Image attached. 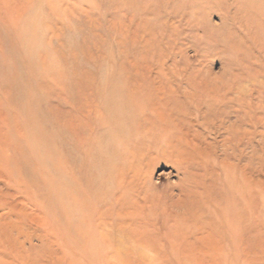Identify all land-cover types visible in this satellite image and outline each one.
<instances>
[{
	"label": "rangeland",
	"instance_id": "obj_1",
	"mask_svg": "<svg viewBox=\"0 0 264 264\" xmlns=\"http://www.w3.org/2000/svg\"><path fill=\"white\" fill-rule=\"evenodd\" d=\"M1 189L0 264H264V0H0Z\"/></svg>",
	"mask_w": 264,
	"mask_h": 264
},
{
	"label": "bare ground",
	"instance_id": "obj_2",
	"mask_svg": "<svg viewBox=\"0 0 264 264\" xmlns=\"http://www.w3.org/2000/svg\"><path fill=\"white\" fill-rule=\"evenodd\" d=\"M155 163V162H154ZM139 165H141V164H131V166H130V170H132V172H131V174H130V178H129V181H130V183H133V185L134 186H137V188H139L138 187V185L140 186V190H144L145 192L146 191H148L147 189H145L146 188V181H143L142 180V178H140L139 177V172L141 171L140 170V166ZM122 174V173H121ZM7 179H4V182H6V184H8L7 183ZM148 187V186H147ZM236 192H240V191H235L234 193H236ZM240 195L243 197V199H247V196H246V192H244V190L243 191H241V193H240ZM9 197H10V194L7 192V191H4L3 189H1L0 190V209H2V208H6L7 206H9L10 205V202L8 201L9 200ZM151 200H154V197L152 196V199ZM242 200V199H241ZM189 202V201H188ZM150 204V203H149ZM192 204V203H191ZM249 205V204H248ZM247 205V206H248ZM235 206H237L236 205V203H235ZM201 208V207H200ZM245 208V207H244ZM201 210V209H200ZM201 212V211H200ZM202 213H203V211H202ZM1 215H3V213L1 214ZM8 215V214H7ZM201 216V215H200ZM207 216V215H206ZM5 217V216H4ZM240 218L238 219L235 215L232 217V219L231 220H233L232 222H234L235 221V226L237 227V229H241L242 231H245L246 230V222L248 221L247 220V213H246V211L245 212H241V215L239 216ZM1 219H3V218H1ZM11 219V218H10ZM2 221V220H1ZM9 222V221H8ZM199 227V226H198ZM222 241V240H221Z\"/></svg>",
	"mask_w": 264,
	"mask_h": 264
}]
</instances>
